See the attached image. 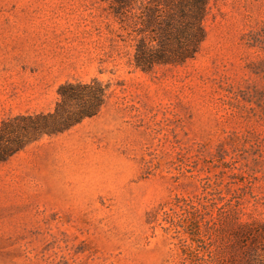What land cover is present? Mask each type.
<instances>
[{
  "label": "rangeland",
  "instance_id": "1",
  "mask_svg": "<svg viewBox=\"0 0 264 264\" xmlns=\"http://www.w3.org/2000/svg\"><path fill=\"white\" fill-rule=\"evenodd\" d=\"M111 1L0 0L2 141L61 84L107 88L0 161V264H224L238 225L264 226V0H209L194 58L150 72L146 1L124 23Z\"/></svg>",
  "mask_w": 264,
  "mask_h": 264
},
{
  "label": "trees",
  "instance_id": "2",
  "mask_svg": "<svg viewBox=\"0 0 264 264\" xmlns=\"http://www.w3.org/2000/svg\"><path fill=\"white\" fill-rule=\"evenodd\" d=\"M135 1H111L110 8L119 23L126 21L127 9ZM145 1L135 23L141 28L137 32L140 38L134 46L133 66L150 72L157 66H176L193 59L205 39L202 23L209 0ZM106 93V86L96 79L88 83L61 84L53 112L17 118L16 123L10 125L14 127L15 137L2 141L0 136V142H5L0 145V161L43 135L62 133L96 116L104 105ZM262 230L264 226L261 224L238 225L224 264H264Z\"/></svg>",
  "mask_w": 264,
  "mask_h": 264
}]
</instances>
